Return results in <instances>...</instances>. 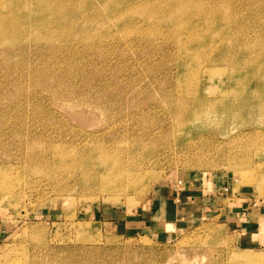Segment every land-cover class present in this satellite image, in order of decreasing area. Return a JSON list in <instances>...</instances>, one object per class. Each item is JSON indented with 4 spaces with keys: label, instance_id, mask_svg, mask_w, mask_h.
Segmentation results:
<instances>
[{
    "label": "rangeland",
    "instance_id": "374dc122",
    "mask_svg": "<svg viewBox=\"0 0 264 264\" xmlns=\"http://www.w3.org/2000/svg\"><path fill=\"white\" fill-rule=\"evenodd\" d=\"M174 180L264 207V0H0V264H264Z\"/></svg>",
    "mask_w": 264,
    "mask_h": 264
},
{
    "label": "crops",
    "instance_id": "0c3cea01",
    "mask_svg": "<svg viewBox=\"0 0 264 264\" xmlns=\"http://www.w3.org/2000/svg\"><path fill=\"white\" fill-rule=\"evenodd\" d=\"M197 188L193 182H182L178 184L177 181H171L162 188L160 193H156L152 198V202L148 203L145 208H148L147 213L150 220H137L139 218L132 217L128 220V223L132 222H147V227L154 229H168L174 225L179 226L182 220L185 218L188 211L196 209L200 212L202 208H207V204H216V209L219 208L218 204L225 202H218L220 186L213 183L212 191L201 192V194H193L192 189ZM232 191L235 192V188ZM199 189V188H198ZM201 190L203 188L201 187ZM232 192V193H233ZM238 193V192H237ZM237 195V194H236ZM246 201L242 202L241 206L236 202L227 204V218L229 221V227L233 230H237L238 242L245 247L264 248V207L258 204V202L248 201L249 206L246 205ZM253 202V203H252ZM237 209L239 212H237ZM146 219V218H145ZM236 233V232H235Z\"/></svg>",
    "mask_w": 264,
    "mask_h": 264
},
{
    "label": "bare ground",
    "instance_id": "6f19581e",
    "mask_svg": "<svg viewBox=\"0 0 264 264\" xmlns=\"http://www.w3.org/2000/svg\"><path fill=\"white\" fill-rule=\"evenodd\" d=\"M106 162H107V160H106ZM110 162H111V161H110ZM119 164H120V163H119ZM119 164H118V165H119ZM110 165H111V164H110ZM112 166H114V165H112ZM114 168H115V167H114ZM118 170H119V169L113 171V172H114L113 174H115ZM121 171H122V170H121ZM121 171H120V172H121ZM120 172H119V174H121ZM119 174H118V175H119ZM2 179H3V178H2ZM1 184H2V183H1ZM6 184H7V181H6ZM2 185H3V184H2ZM6 187H7V186H6Z\"/></svg>",
    "mask_w": 264,
    "mask_h": 264
}]
</instances>
